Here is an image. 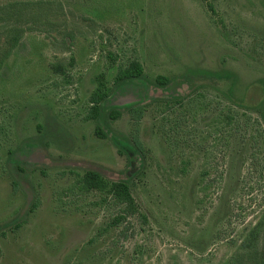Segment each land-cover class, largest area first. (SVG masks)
<instances>
[{
    "label": "rangeland",
    "instance_id": "1",
    "mask_svg": "<svg viewBox=\"0 0 264 264\" xmlns=\"http://www.w3.org/2000/svg\"><path fill=\"white\" fill-rule=\"evenodd\" d=\"M263 235L264 0H0V264H264Z\"/></svg>",
    "mask_w": 264,
    "mask_h": 264
},
{
    "label": "trees",
    "instance_id": "2",
    "mask_svg": "<svg viewBox=\"0 0 264 264\" xmlns=\"http://www.w3.org/2000/svg\"><path fill=\"white\" fill-rule=\"evenodd\" d=\"M208 73L209 77H213L214 74ZM143 75V68L139 63H132L128 65V67H125L121 69L118 73V76L116 78L117 83H126L128 81L137 79L142 77ZM216 76V74H215ZM217 76H220V74H217ZM222 77H218L217 80H221ZM156 85L159 87H168L170 85V80L165 77H158L156 79ZM111 95V90L106 87L104 81H101L99 84V87L96 89V91L93 93L91 97V103L93 104L91 108V115L90 119L92 120H99L101 117V114L103 113V107L102 104L108 101ZM178 101V100H177ZM171 102L167 101V107H170ZM148 105L144 106H134L128 108V112L130 115L133 116V118L140 122L142 118L144 117ZM108 117L112 120L119 119L122 116L121 111H110L107 113ZM96 134L101 137H106V135L102 132V129L99 127L97 128ZM123 148L130 151L132 154H138L142 158V144L139 142V140L134 141L133 145L130 143H122L121 144ZM143 159V158H142ZM81 185L86 188L88 191H99L102 193H106L108 196L111 195L113 199L122 206V215H134L138 212L137 208V202L133 195V190L129 182L127 181H112L110 179L105 178L102 174L96 172V171H88L85 176L81 180ZM125 219L123 216H119L116 219L115 223H118L120 220ZM262 247H263V254H264V235L262 238ZM257 252L248 254L249 263L248 264H259V259L257 258ZM253 256V257H252ZM253 258V260H251ZM248 261V260H247Z\"/></svg>",
    "mask_w": 264,
    "mask_h": 264
}]
</instances>
